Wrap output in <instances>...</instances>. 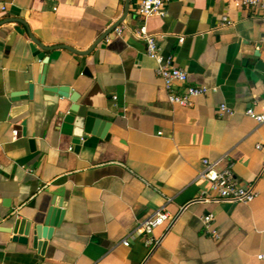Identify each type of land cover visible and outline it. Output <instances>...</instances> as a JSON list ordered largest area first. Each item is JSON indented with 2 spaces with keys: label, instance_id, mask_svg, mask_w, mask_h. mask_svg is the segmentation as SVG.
<instances>
[{
  "label": "crops",
  "instance_id": "1",
  "mask_svg": "<svg viewBox=\"0 0 264 264\" xmlns=\"http://www.w3.org/2000/svg\"><path fill=\"white\" fill-rule=\"evenodd\" d=\"M1 5L0 21H11L0 24V264H264V123L245 113L264 105V12L234 0H168L147 18L186 84L210 88L184 107L169 101L157 62L134 35L142 20L131 0L128 11L127 0ZM30 34L52 47L43 82ZM58 86L78 94L74 123L64 120L73 102L47 89ZM221 104L233 114H221ZM86 116L105 122V135L74 144ZM203 159L232 163L258 196L217 200L198 178ZM54 203L63 214L43 249L31 233L27 243L14 240L16 223L43 225ZM160 208L171 219L155 229L159 244L132 237L124 246L137 220ZM207 213L218 237L202 221Z\"/></svg>",
  "mask_w": 264,
  "mask_h": 264
},
{
  "label": "built area",
  "instance_id": "2",
  "mask_svg": "<svg viewBox=\"0 0 264 264\" xmlns=\"http://www.w3.org/2000/svg\"><path fill=\"white\" fill-rule=\"evenodd\" d=\"M168 0H131V6L134 13L142 20V24L134 30V35L145 42V50L148 57L157 62L156 73L161 77L164 87L168 92V99L171 103L184 107L194 106V99L198 96L205 95L210 91L207 86H190L187 85V72L179 67L171 54H164L163 49L157 41V37L151 33L147 27L146 20L152 15H162ZM235 5L241 9H255L264 12V0H234ZM6 6L1 5L0 11L5 12ZM222 24L224 26L232 25V20L227 15L222 16ZM117 34L123 32V27H116ZM179 41H183L180 38ZM183 86L180 92L175 91L176 86ZM221 114H233V110L226 104L219 106ZM246 115L254 119L257 123H264V105L256 110L253 105L246 110ZM17 135V131L14 132ZM218 161H209L203 159V169L198 174V178L208 182L212 194L217 200L228 202L248 203L258 196L255 184L239 182L233 171V164L228 163L223 167L218 166ZM210 197L205 195L198 196L200 200H207ZM171 219V215L164 208H160L151 214L137 220L133 230H131L126 238L122 241L124 246H130V238L140 237L144 246L154 249L159 240L155 237V229L164 222ZM214 220L213 213H207L202 217V221L209 232L218 237V232L211 228ZM259 259H263L264 255L260 254Z\"/></svg>",
  "mask_w": 264,
  "mask_h": 264
},
{
  "label": "water",
  "instance_id": "3",
  "mask_svg": "<svg viewBox=\"0 0 264 264\" xmlns=\"http://www.w3.org/2000/svg\"><path fill=\"white\" fill-rule=\"evenodd\" d=\"M129 1L127 0V11H128V7H129ZM11 20L7 19V20H3L0 21V24L5 23V22H9ZM109 32V31H108ZM108 32H105L102 36L105 37ZM31 40H32V44H31V50L34 54V56L36 57L37 60L43 61V66H42V70H41V74H42V82L44 80V75L46 72V65H47V61L48 59L45 56V51L52 49V47H47L42 45L38 40H36L34 38V36H32V34H30ZM101 38V39H102ZM97 43L94 44V46ZM94 46L92 48H90L89 50L86 51H78L75 50L74 48H71L69 46H57V47H65L68 48L78 54H82V55H87L89 54L92 49L94 48ZM48 90L62 96L65 98H69L73 104L68 112V114L65 116L64 120L68 123H74L75 121V116L76 113L78 111V104H77V100H78V94L76 92H74L73 90H71L68 86H58V87H49L47 88ZM22 96L25 97V94H18V95H14L15 96ZM26 97L31 98L32 97V85H30L29 87V91L28 94H26ZM107 124H105V122H102L96 118H93L91 116H86L84 122H83V126L79 127V126H75L74 130H73V143L79 145L81 140H86L87 139V134H92V135H96V136H101L103 137L105 135L106 129H107ZM31 144H33V140L30 141ZM3 204L5 206H10L9 205V201L5 200L3 201ZM63 205L62 204H56L54 203L52 208L49 209L46 218L44 220L43 225H36V226H31V224L29 222H26L24 224V226H22V228L18 229V224L16 223L8 232H13L14 234L16 232L17 236H14V240H17L21 243H27L28 239H29V235L30 233L32 234V245L34 248H36L37 250H41L44 248L45 245V241L48 240L50 238V234L52 232V229L58 225L59 220L61 218V215L63 214ZM44 239V240H42Z\"/></svg>",
  "mask_w": 264,
  "mask_h": 264
}]
</instances>
